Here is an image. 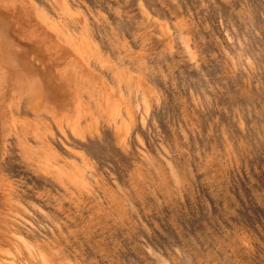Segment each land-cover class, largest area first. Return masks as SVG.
I'll list each match as a JSON object with an SVG mask.
<instances>
[{
    "label": "rangeland",
    "instance_id": "rangeland-1",
    "mask_svg": "<svg viewBox=\"0 0 264 264\" xmlns=\"http://www.w3.org/2000/svg\"><path fill=\"white\" fill-rule=\"evenodd\" d=\"M0 14V264H264V0Z\"/></svg>",
    "mask_w": 264,
    "mask_h": 264
},
{
    "label": "bare ground",
    "instance_id": "bare-ground-1",
    "mask_svg": "<svg viewBox=\"0 0 264 264\" xmlns=\"http://www.w3.org/2000/svg\"><path fill=\"white\" fill-rule=\"evenodd\" d=\"M36 11V10H35ZM41 14V13H40ZM1 15V14H0ZM39 15V14H38ZM43 18V17H42ZM47 22H48V20H47ZM259 34H261V33H259ZM259 36V35H258ZM262 36V35H261ZM97 37V36H96ZM105 41V40H104ZM229 41V40H228ZM262 41V40H261ZM232 42V41H231ZM241 42V41H240ZM263 43V42H262ZM242 58V57H241ZM240 62V61H239ZM250 64H252V63H250ZM263 64H264V62H263ZM196 68V67H195ZM264 71V70H263ZM199 72V71H198ZM3 74V66L0 64V75H2ZM235 75V74H234ZM257 76V75H256ZM208 78V77H207ZM252 78V77H251ZM251 78H250V80H251ZM264 78V77H263ZM209 79V78H208ZM255 80V79H254ZM239 82V81H238ZM227 83V82H226ZM202 84V83H201ZM203 85V84H202ZM242 86V85H241ZM264 86V85H263ZM247 88V87H246ZM260 90V89H259ZM250 91V90H249ZM248 95V94H247ZM239 101V100H238ZM240 105V104H239ZM244 109V108H243ZM207 112V111H206ZM243 112V111H242ZM178 114V113H177ZM245 115V114H244ZM250 118V117H249ZM244 121H245V119H244ZM261 121V120H260ZM258 123V122H257ZM261 125V124H260ZM254 128V127H253ZM263 128V127H262ZM259 129V128H258ZM264 129V128H263ZM247 131V130H246ZM264 131V130H263ZM264 133V132H263ZM164 135V134H163ZM168 137V136H167ZM230 139V138H229ZM232 139V138H231ZM232 141V140H231ZM253 151V150H252ZM163 155V154H162ZM16 156V155H15ZM161 156V155H160ZM168 164V163H167ZM171 168L173 167V165L172 166H170ZM168 169V168H167ZM171 170V169H170ZM172 171H174V170H172ZM171 171V173H173ZM174 174H175V171H174ZM117 176V175H116ZM120 179V178H119ZM176 179V178H175ZM164 263V262H163Z\"/></svg>",
    "mask_w": 264,
    "mask_h": 264
}]
</instances>
